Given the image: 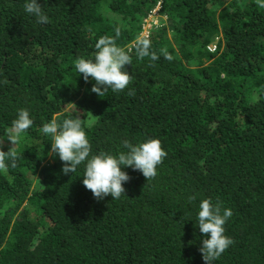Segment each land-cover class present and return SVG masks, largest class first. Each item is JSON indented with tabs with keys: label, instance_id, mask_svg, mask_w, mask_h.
I'll return each mask as SVG.
<instances>
[{
	"label": "trees",
	"instance_id": "16d2710c",
	"mask_svg": "<svg viewBox=\"0 0 264 264\" xmlns=\"http://www.w3.org/2000/svg\"><path fill=\"white\" fill-rule=\"evenodd\" d=\"M39 2L49 23L25 13L24 0H0V148L14 146L4 134L19 109L33 118L13 148L16 166L0 169V264H205L203 234L187 220L205 198L233 212L225 228L234 243L214 264H264L258 0ZM158 6L160 24L146 37L159 59L138 58L136 37ZM117 30L131 81L100 97L74 64ZM217 35L219 50L210 53ZM53 117H79L93 153L159 138L167 155L153 179L127 168L126 194L97 200L83 166L65 175L58 157L49 162L40 128Z\"/></svg>",
	"mask_w": 264,
	"mask_h": 264
},
{
	"label": "clouds",
	"instance_id": "9594fccd",
	"mask_svg": "<svg viewBox=\"0 0 264 264\" xmlns=\"http://www.w3.org/2000/svg\"><path fill=\"white\" fill-rule=\"evenodd\" d=\"M258 4L264 8V0H258ZM23 10L35 17L39 24L50 22L39 0H24ZM221 35H217L207 46L210 53L218 52L222 41ZM118 36L119 30L116 37L101 36L94 45L95 55L91 58L79 57L74 64L75 70L85 81L90 78L95 81L90 91L100 97H105L108 89L114 93L124 91L131 81V74L126 68V65L132 63L131 57L124 48L118 46L116 42ZM150 49V39L142 33L138 35L135 40L137 57L158 60L157 53ZM162 54L169 61L173 59L166 50H162ZM32 124L30 111L26 108L19 109L4 136H7L15 146L21 134ZM40 132L50 138L49 155L58 157L63 163V174L75 173L83 166V185L97 200H103L109 195L112 200H118L126 194L124 184L131 179L125 170L127 168L140 171L147 181L153 179L158 173V166L167 155L159 138H147L135 143L123 139L116 151L101 150L93 153L79 117H69L62 121L53 117L43 123ZM14 146L8 151L0 148V169L9 166L5 161H9L11 167L16 166L17 155L13 150ZM232 215L231 208H222L219 202L214 203L211 198H205L200 201L196 216L187 219H194L195 226L203 234L200 252L205 264H214L234 243L226 234L225 228Z\"/></svg>",
	"mask_w": 264,
	"mask_h": 264
},
{
	"label": "rangeland",
	"instance_id": "374dc122",
	"mask_svg": "<svg viewBox=\"0 0 264 264\" xmlns=\"http://www.w3.org/2000/svg\"><path fill=\"white\" fill-rule=\"evenodd\" d=\"M154 16V20L157 24H160V18L162 17L161 14L159 13V9H158V12L153 14ZM163 18H166V16H164ZM145 20H148V22H145V26H144V29H143V32H142V35L143 36H146L148 34H150V31L151 29L153 28H150V24L153 23L152 21L149 20V17L145 18ZM154 24V23H153ZM156 27V25L154 24V28ZM53 156H51V158H49V162L53 163L54 162V158H52Z\"/></svg>",
	"mask_w": 264,
	"mask_h": 264
},
{
	"label": "built area",
	"instance_id": "2783aa9c",
	"mask_svg": "<svg viewBox=\"0 0 264 264\" xmlns=\"http://www.w3.org/2000/svg\"><path fill=\"white\" fill-rule=\"evenodd\" d=\"M159 8H160V6H158L156 9H154V10L150 13V15L148 16V17H149V20L152 21L156 26H158V24L155 22L153 14L157 13ZM145 22H148V20H145ZM153 23L150 24V28H152V27L154 26ZM144 26H145V25H144ZM148 35H149V34H148ZM148 35H146V36H148Z\"/></svg>",
	"mask_w": 264,
	"mask_h": 264
}]
</instances>
